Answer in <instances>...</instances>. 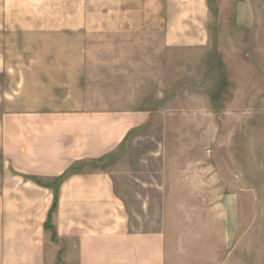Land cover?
I'll return each instance as SVG.
<instances>
[{
	"label": "rangeland",
	"instance_id": "obj_1",
	"mask_svg": "<svg viewBox=\"0 0 264 264\" xmlns=\"http://www.w3.org/2000/svg\"><path fill=\"white\" fill-rule=\"evenodd\" d=\"M215 39L207 54L162 49L161 34L149 31L63 34L62 48L8 49L0 120L44 108L47 136H55L54 123L61 127L62 159L74 131L79 147L93 142L94 157L108 152L77 168L112 177L132 231L165 234L168 264H264V76L231 74ZM252 40L254 50L233 63L256 54L264 33ZM20 76H46V86L36 95ZM137 113L140 127L121 145L123 129H111L102 150L107 125H137ZM46 148L47 159L58 154ZM5 150L0 145V175Z\"/></svg>",
	"mask_w": 264,
	"mask_h": 264
},
{
	"label": "crops",
	"instance_id": "obj_2",
	"mask_svg": "<svg viewBox=\"0 0 264 264\" xmlns=\"http://www.w3.org/2000/svg\"><path fill=\"white\" fill-rule=\"evenodd\" d=\"M215 2L212 7V0H0V75L8 68V49L62 48L63 34L149 31L161 34L162 49L201 54L209 53L214 33L216 52L231 74L264 76V45L259 47L258 40L256 54L233 63L244 49L254 50V32L264 33V0ZM226 33L235 37L223 42ZM246 35L251 41L244 40ZM20 77L36 95L46 86V76ZM44 113L33 108L21 120L9 115L0 120V129L8 130L0 133L2 149L21 145L2 155L7 169L0 175V264H168L165 234L132 231L112 177L77 168L108 152L94 157L93 142L82 139L79 147L74 131L62 159L61 133L55 131L61 127L54 123L50 133L55 136H47ZM140 117L137 113V125L127 118L117 128L108 124L98 142L102 150L111 143V129H123L121 145L140 127ZM49 145L57 146L58 154L47 159Z\"/></svg>",
	"mask_w": 264,
	"mask_h": 264
},
{
	"label": "trees",
	"instance_id": "obj_3",
	"mask_svg": "<svg viewBox=\"0 0 264 264\" xmlns=\"http://www.w3.org/2000/svg\"><path fill=\"white\" fill-rule=\"evenodd\" d=\"M106 158V156L104 157V158H101L100 160H98V161H95V162H99V161H103L104 159ZM94 163V162H93ZM80 165V164H79ZM71 173V171L69 170V171H67L64 175H63V177H67L69 174Z\"/></svg>",
	"mask_w": 264,
	"mask_h": 264
}]
</instances>
